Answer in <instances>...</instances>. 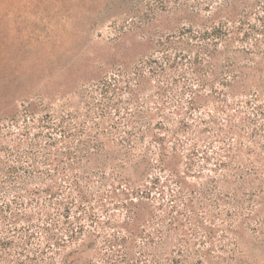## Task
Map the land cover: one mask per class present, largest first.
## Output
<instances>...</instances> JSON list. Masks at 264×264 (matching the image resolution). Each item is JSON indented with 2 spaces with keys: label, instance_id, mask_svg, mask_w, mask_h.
<instances>
[{
  "label": "rangeland",
  "instance_id": "rangeland-1",
  "mask_svg": "<svg viewBox=\"0 0 264 264\" xmlns=\"http://www.w3.org/2000/svg\"><path fill=\"white\" fill-rule=\"evenodd\" d=\"M131 15L146 23L137 22L127 35ZM214 23L221 26L224 41H219L213 83L199 92L202 103L194 107L190 103V87L197 82L188 70L189 55L176 57L174 69H167L162 78L152 75L143 89L136 81L121 80L119 89L109 93L115 105L109 116L99 117L98 124L106 143L104 155L118 152L115 145L121 136L115 135V129L111 133L113 125L150 124L156 136H165L169 151L176 148L173 162L186 190L182 202L170 201L171 188L178 186L163 183L170 171L156 163V141L144 174L160 176L161 183L133 208L134 220H128L122 205L126 196L121 193L126 182L140 179L133 166L115 173L105 167L101 177L82 182L83 192L64 189L59 195L62 201H86L85 210L80 202L68 203L70 220L78 218L84 232L93 235L87 237L93 243L81 260L84 264L107 258L106 240L116 234L127 236L124 249L130 254L147 251L142 257L147 264H264V192L232 208L220 200L225 186L211 183L219 176L215 163L222 147L238 143L237 125L252 114L240 101L254 100L258 94L255 103L263 113L257 116V126L264 122V0H0V150L26 148L32 140L44 143L46 137L40 135L48 134V129L41 130L40 118L48 112L68 113L80 107L78 115L85 117L88 108L77 91L82 80H90L87 65L109 63L110 71L120 62L134 64L151 50L145 36L191 26L199 30ZM27 99L37 112L29 128L24 115L13 123L2 118L4 111L12 112L17 104L21 109L19 100ZM88 114L96 115L93 110ZM183 124L185 129L179 130ZM247 126L252 128L253 123ZM250 142L255 147L253 158L264 164V128ZM143 223L146 232L153 233L148 250L146 239L137 236Z\"/></svg>",
  "mask_w": 264,
  "mask_h": 264
},
{
  "label": "trees",
  "instance_id": "trees-1",
  "mask_svg": "<svg viewBox=\"0 0 264 264\" xmlns=\"http://www.w3.org/2000/svg\"><path fill=\"white\" fill-rule=\"evenodd\" d=\"M136 17L138 15L130 16L127 35L131 34L137 22L146 23L144 18L136 20ZM221 29L219 24L214 23L199 27V30H194L191 26L183 30L162 31L155 37L143 38L149 42L151 50L148 54H141V58L134 64L120 62L110 71L107 69L109 63L87 65L85 72L89 74L90 80H82L84 82H80L77 92H81V102L87 106L88 113L93 110L95 116L89 118L87 113L81 118L78 115L80 107L73 110L74 113H58L55 110L53 114L48 112L40 118L41 130L48 129V134L40 135L42 138L46 137L44 143L32 140L26 148L0 150V264H84L81 260L93 243L87 237L93 235L84 232V225L78 218L76 222L70 220L71 206L68 203L80 202L79 205L84 209L86 201H79L77 198H66L62 201L59 195L66 188L83 192L82 182L89 181L92 176L101 177L105 167L115 173L123 170L125 166H133L140 173V179L133 183L128 179L132 184L126 182L121 193L126 196L122 205L128 210V220H134L136 214L132 213L133 208L139 206L144 199L150 198L152 191L158 189L161 183L160 176H145L149 164V150L154 141L157 142L159 150L157 165L170 171L163 183L169 188L172 184L178 186L174 191L171 188L170 201L182 202L186 182L173 162L177 154L176 148L173 151L167 149L165 136H156L150 124H124L121 128L113 125L111 133L115 129V135L121 136L115 145L118 152L112 150L114 155L109 151L104 155L106 143L100 138L99 117L110 115L115 102L109 100V93L119 89L118 82L125 80L130 84L131 80L136 81V86L143 89L149 77H164L167 69H174L176 57L184 59L188 55V70L197 82L196 87H190V103L192 107L202 103L199 92L212 85L211 79L214 78L218 55L221 53L219 41H224ZM233 80L236 82V78ZM230 82L232 85L233 81ZM258 96H253L254 100L240 101L239 104L252 109V114L243 120L241 118L235 133L238 143L223 146L215 163L219 176L211 183L218 187L219 183L225 186L224 198L220 200L232 208L253 200L258 191L264 192V164L253 158L255 147L250 142L259 133V129L264 128V122L259 124L260 127L257 126V116L260 111L263 113V107L255 103ZM19 101H22L21 109L17 104L12 112L4 111L1 116L13 123L24 115L25 127L29 128L28 124L37 115L36 105L28 99ZM90 121L97 125H88ZM248 123H253L256 128L247 126ZM230 126V131H234V126ZM180 129H185V124ZM221 131V128L218 129L217 135L221 136ZM146 139H150L147 145L144 142ZM187 167L190 168L191 164ZM210 190L212 189L207 188L208 192ZM50 208L53 209L52 213ZM88 217L92 218V215ZM128 222L125 223L126 230L132 235ZM144 225H141L140 231H136L138 237L146 239L143 241L148 250V247H152L153 233L146 232ZM126 237L121 238L116 234L113 239H107V258L100 262L92 260L90 264H147L142 260L144 252L148 253L147 251L136 256L124 249Z\"/></svg>",
  "mask_w": 264,
  "mask_h": 264
}]
</instances>
